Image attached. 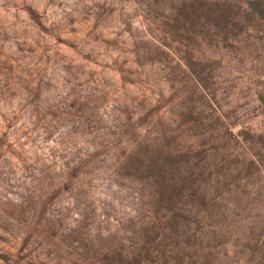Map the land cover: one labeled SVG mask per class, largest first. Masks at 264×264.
Segmentation results:
<instances>
[{
	"label": "rangeland",
	"instance_id": "rangeland-1",
	"mask_svg": "<svg viewBox=\"0 0 264 264\" xmlns=\"http://www.w3.org/2000/svg\"><path fill=\"white\" fill-rule=\"evenodd\" d=\"M228 1L0 0V264H264V21ZM179 150L208 204L157 246L140 158Z\"/></svg>",
	"mask_w": 264,
	"mask_h": 264
},
{
	"label": "trees",
	"instance_id": "trees-1",
	"mask_svg": "<svg viewBox=\"0 0 264 264\" xmlns=\"http://www.w3.org/2000/svg\"><path fill=\"white\" fill-rule=\"evenodd\" d=\"M203 2L208 5L210 9H194L193 12L198 13V11H202L205 16L212 17L217 23L230 20L228 14H224L222 9V7L227 5L230 1L203 0ZM237 3L241 5V9H244L257 19L264 21V0H238ZM213 6H217L218 8L214 9ZM178 16H182V18L188 22L186 12L179 11ZM177 19L178 20L175 21L176 24L171 23L169 25L172 34L174 32L188 34L190 31L177 26V23H180V19ZM215 26H217V24ZM182 60L185 62V58ZM133 159L134 155L123 154L116 161L119 164H126V166H128L134 164ZM191 159H196V156H193L192 152H187L185 150L173 151L166 155H159L153 158L148 155H143L140 158V163L147 164V170L151 172L148 174L149 177L145 179L153 181L154 187H156L152 195L144 194L142 197H152L151 199L153 200V208H150L153 217L150 218L151 221L148 223L149 226L147 229L158 231L154 239V243H156L157 246L165 240V235H180L182 237L184 234H187V230H185L187 226L185 225L186 223H183V220L191 218L193 215L197 218L200 217L201 211L204 210V207L208 204V198L201 181L204 168L199 164L192 166L191 170L188 171L187 168ZM253 164L260 165V162L253 161ZM147 170L146 172H148ZM110 171L112 172L111 181L114 184H119V186H121L119 183L120 180L132 179L131 173L121 174L122 169L111 168ZM135 172L137 174H144L143 169H135ZM185 173L186 175L183 177ZM185 200H187V202H185ZM190 206L194 207V210L190 209ZM197 235V233L194 234L195 237H197ZM206 252L207 251H204L197 256V262L203 259L202 264H207V258L210 256V253ZM153 254L154 251L151 249L142 251L139 264H146L147 260L144 259V257Z\"/></svg>",
	"mask_w": 264,
	"mask_h": 264
}]
</instances>
